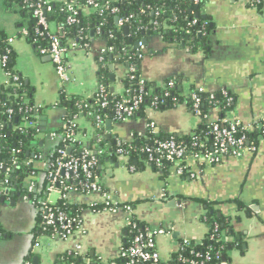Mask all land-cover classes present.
Here are the masks:
<instances>
[{
	"label": "crops",
	"instance_id": "crops-1",
	"mask_svg": "<svg viewBox=\"0 0 264 264\" xmlns=\"http://www.w3.org/2000/svg\"><path fill=\"white\" fill-rule=\"evenodd\" d=\"M2 1L0 30L13 39L16 69L34 87V104L42 110L32 126L39 131V139L27 158L32 164L27 162L29 170L23 188L44 191L47 201L56 204L62 198L60 191L44 188L54 171L52 158L63 138L64 117L69 112L60 105L61 95L85 99L95 96L99 88L96 56L106 48V43L92 34L90 43L72 48L66 60L72 80L64 84L55 65L46 60L49 55L39 57L23 38H15L25 14L21 13L19 5L8 7L5 0ZM249 3V0H205L200 10L211 21L209 53H191L165 42L158 34L150 35L139 49L142 52L141 78L164 87L168 79L184 76V96L192 87L210 94L228 91L234 96L235 106L226 118L245 131H255L257 125L264 124V0L261 8L251 7ZM111 65L115 82H110V87L115 94L124 96L122 79L128 67L120 62ZM7 83L8 75L0 61V88ZM219 117L215 109L208 122H216ZM108 121L112 122L110 132ZM107 122L105 132L111 136L108 146L115 150L122 143L147 136L150 124H154V131L163 137L184 138L194 134L200 121L188 105L182 103L163 110L148 106L144 116L131 117L122 123L111 119ZM75 124L77 140L90 146L95 137L94 122L79 117ZM251 147L215 165L189 157L185 161L188 169L185 175L178 174L172 166L166 179L161 171L146 164L145 158L135 159L139 168L134 170L128 156L108 157L112 162L102 164L99 181L106 193L112 195L113 204L131 206L132 214L149 230L164 231L157 237V248L163 260H170L184 240L199 241L206 237L209 227L203 219L206 210L202 203L209 202L220 213L237 220L234 222L237 230L228 240L241 241L240 247L236 243L228 253L229 261L224 264H264V139H258L255 149ZM67 152H71L69 147ZM59 178L65 179V175L61 173ZM66 199L70 204L83 207V225L73 237L65 240L35 239L33 231L40 216L37 206L27 196L7 198L1 203L0 222L10 236L0 237V264H24L29 259L31 264H54L57 256L65 252H75L87 262L96 260L101 264H111L117 259L126 241V212L122 209L94 211V205L99 209L104 203L102 193L69 190ZM77 247L80 248L78 253Z\"/></svg>",
	"mask_w": 264,
	"mask_h": 264
},
{
	"label": "trees",
	"instance_id": "trees-1",
	"mask_svg": "<svg viewBox=\"0 0 264 264\" xmlns=\"http://www.w3.org/2000/svg\"><path fill=\"white\" fill-rule=\"evenodd\" d=\"M51 11L46 13L49 22L53 23L56 30L62 31L66 38L62 40L64 47H68L67 41L73 40L78 46H84L90 43L92 34L105 41L108 51L106 54L96 56L97 62V77L98 86H103L108 92V104L103 107L102 100L98 93L93 98H82L80 96L61 95L60 105L68 109V115L64 117V129L61 131L64 137L67 129H71L75 124V120L79 117H86L94 122L95 137L89 146L92 151L97 153L99 166L104 164L106 159L111 157L115 159L121 153L129 156V165L134 170L139 168L138 163L135 164V159L146 158L142 149L148 145H152L154 140H165L173 138L176 142L190 144L192 136L177 138L174 136L163 137L154 130H149L144 138H135L132 143H122L115 150L110 149L105 132L104 124L111 119L115 123H122L116 118L115 108L117 101L122 97H126L132 102L138 98L140 88V70L139 64L142 57V52L135 47L137 42L147 40L152 34L160 35L163 40L169 44H173L179 48L187 49L191 53L204 51L209 53L211 47L210 34L212 31L211 21L208 16L201 13V5L205 0H96L98 4L97 10L91 12V5L88 0H68L73 1L78 8V22L75 25H68V12L66 4L68 2H49L45 0ZM258 1V3H255ZM249 0V6L261 8L262 0ZM8 7L14 4L21 7V13L25 14L22 27L19 28L16 39H25L29 46L33 49L37 56L45 57L47 54H42V50H48L50 47V39L46 36H39L36 33L37 20L33 15V10L23 0H5ZM125 27H119V20H125ZM195 22V23H194ZM98 30L100 34L97 35ZM26 31V34L23 32ZM12 39L5 31L0 30V61L3 63L4 71L8 75V83L0 88V204L2 199L11 198L13 192L21 193L22 196L30 198L35 205L38 206V201L41 203L47 202L46 192L29 193L23 188V181L26 179L29 167L27 165V152L31 154L32 146L39 139V131L32 126H25L24 123L37 122L38 115L42 110L34 104V87L26 81V79L17 71V52L13 44L9 42ZM110 48L114 50L109 51ZM102 58V59H101ZM5 61V62H4ZM120 62L125 66L132 67L133 72H127L122 83L125 86V95L119 96L111 91L110 87V65ZM184 76H176L168 79L164 87H159L153 82L145 81L143 103L138 111L132 116H144L145 109L152 106L153 102L157 101L158 109H168L178 106L182 103L188 105L189 110L199 118V125L194 131V135L200 140H207L208 143L213 141V126L219 124L224 126L226 114L235 106V99L232 96V103L227 104L224 98L223 91L210 94L200 92L199 88L192 87L191 93L197 94L201 98L199 107L201 113L196 114L194 102L191 95L188 97L183 95ZM173 82V87H169V83ZM166 93L169 95L167 96ZM219 111V119L216 122H208L209 116L213 110ZM12 114H9V111ZM101 117L103 126H97L96 118ZM17 120V123L15 122ZM240 126V125H239ZM77 131V126L74 128ZM248 147L257 146L258 139L262 136L261 131L248 132ZM69 146L72 157H80L84 147L81 143L71 145L63 138L59 146L54 152L52 164L61 157L60 151ZM101 152V154H99ZM185 164V162H184ZM172 163L164 162L162 168H153L156 171L163 173V178L166 179L169 175ZM99 166L96 174L99 177ZM185 175V174H183ZM8 177V178H7ZM60 177V175H59ZM58 177L56 182H53L51 177L48 178L45 190L50 187L61 190L62 198L56 204L46 203L54 210L64 212L68 217L75 220L74 230L78 231L82 228L81 211L82 206L78 204H70L66 199V195L71 188V181L61 183ZM6 179H8L6 183ZM17 187L14 190V187ZM69 187L64 190V187ZM11 188L9 196L6 195L4 189ZM101 193H106L104 186L100 183ZM206 213L203 216L205 223L209 227V232L202 240L191 241L189 245L180 244V250L175 253L167 264H180L183 258L194 259L197 264H224L229 261V251L236 247H240L241 241L230 242L228 238L232 237L236 228L232 218L220 213L211 203L203 202ZM93 206L94 211L108 210L105 204H101V208ZM127 206L117 205L115 208L126 209ZM132 209L131 206H129ZM125 211V210H123ZM38 219V225L33 231L36 240L43 237H53L54 232L52 227L42 225ZM148 230L147 225L137 219L134 214L129 217V224L126 227V242L121 249L129 248L134 240V237ZM231 231V232H230ZM4 235L10 236L5 232L0 222V237ZM239 237V238H238ZM240 239V236H237ZM193 252V253H192ZM197 254L200 256L197 257ZM31 262V259H29ZM125 264L122 258L115 259L112 263ZM111 263V264H112ZM54 264H101L99 261H88L75 252H65L57 256Z\"/></svg>",
	"mask_w": 264,
	"mask_h": 264
},
{
	"label": "built area",
	"instance_id": "built-area-1",
	"mask_svg": "<svg viewBox=\"0 0 264 264\" xmlns=\"http://www.w3.org/2000/svg\"><path fill=\"white\" fill-rule=\"evenodd\" d=\"M23 2L33 10V15L37 20L36 33L39 36H46L50 39L49 49H44L41 51V53H48L52 63L57 69L61 82L68 84L72 79L67 71L66 60L71 49L78 46L77 43L73 40H70L67 41L68 47L63 46L62 40L66 38V35L62 31L54 29L53 23L48 21L46 13L50 12L52 8L45 0H23ZM88 3L91 5L90 11L95 12V10L98 8L96 0H88ZM255 3H258V1H255ZM255 3L252 2L253 5H255ZM66 10L68 12L67 24H77L79 11L73 1L66 4ZM125 22H128V18L125 20H119V27H125ZM23 33L26 34V31ZM98 34H100V30H98L97 35ZM9 42L12 44L13 39H10ZM143 46L144 45L142 42H138L139 49ZM113 50V48L109 49L111 52ZM107 51L108 48H105L100 53V55L106 54ZM129 72H133L132 67L128 68V73ZM144 83L145 80L141 78L138 98L135 101L132 102L126 97H122L120 101H117L115 114L119 121L123 122L128 118H131L138 111L140 105L143 103ZM173 85V82L169 83V87H173ZM199 91L205 92L202 88H199ZM97 93L102 100V106L105 107L108 104L107 101L109 96L107 89L103 86H99ZM222 93L227 101V104L230 105L233 100L232 96H230L228 91H223ZM166 95L168 96L169 94L166 93ZM189 95H191V99L194 102L196 114H200L201 111L199 107L201 105V98L197 94L191 92L186 95V97ZM150 107L158 109L157 101L153 102L152 106ZM9 114H12L11 110L9 111ZM224 121L226 123L224 126L214 124L212 129L213 141L211 144L208 143L207 140H200L194 134L191 135L192 140L190 144L176 142L173 138L154 140L152 145H148L142 149V152L146 155L144 161L146 164H150L151 166L153 165L158 169L162 168L164 162L172 163V166L180 175L186 174L188 172L184 162L189 157H193L198 160H204L209 164H219L225 157L237 155L241 150L248 147V133L240 130L239 124L235 121L228 120L226 117ZM96 122L97 126H103L101 117H97ZM24 125L33 126L34 123L26 122ZM75 125L76 124H74L71 129H67V133L63 139L69 142L71 145L75 143H81L84 147V150L80 157H72L70 154H68L67 148L61 150V157L55 162L54 171L51 173V175H49V177L53 179V182H56L62 171H65V179L62 178L61 183L64 185L65 181H71L72 185L69 190H76L84 194L101 193L99 177L96 174V170L99 166L98 157L96 155L97 153L92 151L89 146H85L82 142L77 140L76 131L74 130ZM150 130H155L154 124H150ZM257 130L262 132V136H260V138L264 139V124L257 125L255 131ZM251 148L255 149L256 147L252 146ZM99 154H101V152H99ZM121 155L128 156L125 153H121ZM7 180L8 179H6V183L8 182ZM68 188L69 187L65 186L64 190H67ZM53 189L55 188L50 187L49 190ZM11 190V188L5 187L4 191L7 196L10 195ZM33 191V187L28 189L29 193H32ZM58 191L61 193V190ZM102 196L105 207L108 210L115 211L121 209L115 208L117 205L113 204L112 195L109 193H104ZM46 203H48V201L44 203L38 201V206H36L39 211L41 224L53 228V238L65 240L67 238L73 237L79 230L82 229L81 228L78 231H75L74 219H71L60 210L57 211L50 208ZM123 210H125L127 214V221L129 224V217L132 214V209L127 206L126 209L123 208ZM161 234H164L163 230L149 229L144 233L141 232L137 234L129 248L125 250L120 249L118 258L125 260V264H167V261L169 260H163L157 248V237ZM190 242V240L186 239L183 241V244L189 245ZM76 250L78 253L80 248L77 247ZM199 256L200 255L197 254V257ZM180 262V264H197V261L194 259L186 258H183L180 260ZM24 264H31V262L26 261ZM112 264H116V262Z\"/></svg>",
	"mask_w": 264,
	"mask_h": 264
},
{
	"label": "water",
	"instance_id": "water-1",
	"mask_svg": "<svg viewBox=\"0 0 264 264\" xmlns=\"http://www.w3.org/2000/svg\"><path fill=\"white\" fill-rule=\"evenodd\" d=\"M124 31L127 32V31H128V28L125 27V28H124ZM142 43H143V45H145V44H146V40H144ZM135 47H136L137 49H139V47H138V42L135 44ZM46 60H47V61H50L51 58H50V57H47ZM110 71H111V72L113 71V65H110ZM110 82H111V83H114V82H115V78H114V75H113V74L110 75ZM111 91L114 92V89L111 88ZM39 113H40L39 115H41V114H42V111L39 112ZM15 122L17 123V120H16ZM106 124H107V130L110 132V131H111L112 122H111V121H108ZM110 138H111V136H110V134H108V135H107V140H110ZM27 156H28V157L30 156V155H29V152H27ZM32 158H33V155H32ZM28 162H29L30 164H32V160H28ZM106 162H112V161H110L109 159H107ZM101 168H102V164H100V166H99V170H101ZM64 173H65V171H62V174H64ZM16 189H17V187L15 186V187H14V190H16ZM16 197L20 198V197H22V194H21V193H17V194H16L15 192H13V193L11 194V198H12V199H15ZM1 203L4 204V203H5V199H2V200H1ZM12 203H15V202L13 201ZM174 203H175V202H174ZM230 232H231V231H230ZM238 238H239V237H238ZM125 242H126V241H125Z\"/></svg>",
	"mask_w": 264,
	"mask_h": 264
},
{
	"label": "rangeland",
	"instance_id": "rangeland-1",
	"mask_svg": "<svg viewBox=\"0 0 264 264\" xmlns=\"http://www.w3.org/2000/svg\"><path fill=\"white\" fill-rule=\"evenodd\" d=\"M1 2H3L2 0H1ZM3 5H5V4H3ZM23 22H24V20H23ZM24 41H26L25 39H23Z\"/></svg>",
	"mask_w": 264,
	"mask_h": 264
}]
</instances>
